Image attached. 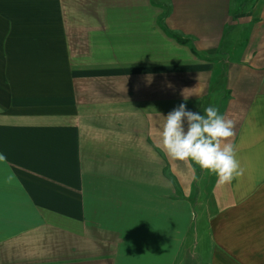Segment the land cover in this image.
<instances>
[{
    "label": "crops",
    "instance_id": "obj_1",
    "mask_svg": "<svg viewBox=\"0 0 264 264\" xmlns=\"http://www.w3.org/2000/svg\"><path fill=\"white\" fill-rule=\"evenodd\" d=\"M181 103L242 175L162 151ZM0 264H264V0H0Z\"/></svg>",
    "mask_w": 264,
    "mask_h": 264
},
{
    "label": "clouds",
    "instance_id": "obj_2",
    "mask_svg": "<svg viewBox=\"0 0 264 264\" xmlns=\"http://www.w3.org/2000/svg\"><path fill=\"white\" fill-rule=\"evenodd\" d=\"M234 127V121L214 106L200 114L181 103L165 117L160 146L170 159L191 161L202 171L215 175L219 184H228L244 171L235 146L228 142L234 136Z\"/></svg>",
    "mask_w": 264,
    "mask_h": 264
},
{
    "label": "trees",
    "instance_id": "obj_3",
    "mask_svg": "<svg viewBox=\"0 0 264 264\" xmlns=\"http://www.w3.org/2000/svg\"><path fill=\"white\" fill-rule=\"evenodd\" d=\"M181 42H187L185 39L178 38Z\"/></svg>",
    "mask_w": 264,
    "mask_h": 264
}]
</instances>
